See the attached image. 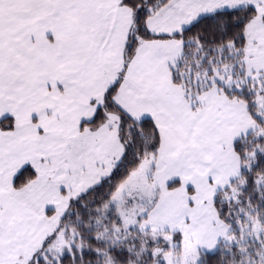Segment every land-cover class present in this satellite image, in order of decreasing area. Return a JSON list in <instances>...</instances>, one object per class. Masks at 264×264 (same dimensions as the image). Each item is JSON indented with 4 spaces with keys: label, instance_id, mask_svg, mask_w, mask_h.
Returning <instances> with one entry per match:
<instances>
[{
    "label": "crops",
    "instance_id": "0c3cea01",
    "mask_svg": "<svg viewBox=\"0 0 264 264\" xmlns=\"http://www.w3.org/2000/svg\"><path fill=\"white\" fill-rule=\"evenodd\" d=\"M121 2L0 0V122L12 119L6 124L9 130L0 124V237H6L0 250L10 252L9 263L17 261L10 237L23 223L20 211L35 215L26 195L41 198L38 186L44 178L52 182L58 169L64 183L57 178V194L48 200L53 206L36 216L52 221L61 213L58 222L45 224L38 233L43 242L70 201L108 175L86 131L100 127L85 123L121 77L106 67L114 16L120 11L134 19ZM247 7L264 14V0H171L146 22L157 38L140 41L114 97L130 117L151 119L161 138L151 175L150 196L155 199L141 216L146 231L179 233L199 242H205L204 236H219L218 231L230 233L218 217L215 197L241 176L234 144L258 125L248 105L220 87L195 94L174 81L184 44L172 36L204 16ZM214 124L220 130L210 131ZM28 166L37 172L36 181L15 189V177ZM176 182L177 187H169Z\"/></svg>",
    "mask_w": 264,
    "mask_h": 264
},
{
    "label": "trees",
    "instance_id": "16d2710c",
    "mask_svg": "<svg viewBox=\"0 0 264 264\" xmlns=\"http://www.w3.org/2000/svg\"><path fill=\"white\" fill-rule=\"evenodd\" d=\"M171 0H122L121 4L133 11L135 30L127 46L129 58H133L141 40L157 37L146 27L150 16ZM258 15L253 7L235 10H221L204 16L181 33L172 36L184 44L183 56L173 71L176 83L184 84L195 94L202 93L214 85L195 84L203 74L212 75L213 69L244 59L247 46L245 30L248 22ZM163 39L169 37H160ZM234 51L232 52L230 51ZM236 50H238L237 56ZM223 54V56H222ZM120 77L103 97L94 118L85 123L93 129L101 127L111 113L119 116V135L124 146L122 161L106 177L70 201L69 208L57 228L43 243L38 264H161L153 253L157 247L167 244L166 235L154 234L142 228L144 217L137 225L126 227L119 216V208L112 203V197L119 185L146 156H156L161 146L157 126L151 119H135L125 114L114 103V97L122 83ZM244 88L242 92L218 85L229 97L243 100L249 108L258 129H264L263 116L257 113L255 97L258 89ZM262 92V91H259ZM10 118L0 124L6 125ZM242 161L241 176L215 197V208L219 219L229 228L232 240L219 243L214 252L199 251L198 264H263L264 259V134L253 132L234 144ZM254 152V159L250 153ZM37 179V172L25 167L15 177L14 188L29 186ZM178 182L169 187L175 188ZM257 221L259 233L253 234L252 223ZM179 237V233H172ZM66 242L64 252H49L56 239ZM54 249V248H53ZM48 259V260H47Z\"/></svg>",
    "mask_w": 264,
    "mask_h": 264
},
{
    "label": "rangeland",
    "instance_id": "374dc122",
    "mask_svg": "<svg viewBox=\"0 0 264 264\" xmlns=\"http://www.w3.org/2000/svg\"><path fill=\"white\" fill-rule=\"evenodd\" d=\"M128 13L133 12L129 8H125ZM258 10V9H257ZM131 11V12H130ZM135 30V19L133 21L124 12H118L114 16V29L112 35L109 37L111 39L110 44L107 45V65L106 67L109 70L117 73L122 78L125 77L127 67L132 61V58H129L127 52L128 46V35L130 32L133 33ZM131 33V35H132ZM245 35L247 37V46L244 48V59L239 63L233 62L226 64L223 67H215L213 69V74H203L195 84L201 83L202 86L222 85L232 90H237L242 92L244 88H248V84L254 87V84H257L258 89H255L257 93L255 97V105L258 107L257 113L260 116H263L264 111V14H258L255 18L251 19L245 30ZM232 54L234 51H230ZM238 50H236L237 56ZM223 56V54H222ZM100 67V65H99ZM21 78H25V75H22ZM262 91V92H259ZM101 106V105H100ZM202 107L200 108V111ZM208 110V108H204ZM211 110V108L209 109ZM82 111V110H81ZM119 116L115 113L109 114L106 124L101 126L97 132H92L90 129H86L89 133V139L92 141L95 147L96 154L99 155L105 166L101 165L100 168L106 170L108 174L118 165L124 157V146L121 143L119 135ZM210 131L220 130V126L209 125ZM95 131V130H94ZM264 134V129H257V135L260 137ZM254 152L250 153V157L254 159ZM56 156V155H55ZM154 159L155 156L150 155L142 159L139 164L129 173L128 177L119 185L112 197V203L119 206L120 204H128L131 206L124 205L119 208V216L123 221L126 227L137 225L139 218L146 214L149 206L155 199V196L151 195V175L154 168ZM57 169V168H56ZM54 174L56 178H52V182H49L44 178L43 182H40L38 189L41 193V198L35 193L26 195V198L29 199L31 207H34L35 215L28 213H23V223L21 227L15 232L14 236H11L12 239V251L17 252V261L16 263H9L10 252L4 251L1 247L0 250V264H38V256L40 248L42 247V242L39 241L41 236L38 235L41 229L45 227V224L52 225V223L58 222L57 220L61 218V213L57 211L54 215L52 221L48 218H36V216H41L43 210H47L50 205L49 199L54 197L57 190L55 186H58L59 181L57 178L62 179V174ZM58 174V175H57ZM70 172H66V178L71 180ZM67 180V179H66ZM264 182L263 177L258 178V183L261 184ZM32 198V199H31ZM38 203L35 205L34 203ZM22 218V217H21ZM253 234L259 233L258 222L255 221L252 223L251 227ZM218 235L213 236H204L205 242L198 238L190 236H179L175 237L172 235H166L164 238L167 240V244L164 246L157 247L154 250L153 257L160 262L161 264H198L199 262V251L202 252H213L219 247V242L222 239L220 231ZM48 237V236H47ZM45 237V238H47ZM9 238V237H8ZM221 238V239H220ZM6 237L1 236V242H5ZM232 240V237L225 235L223 237V242L227 243ZM46 239L44 240V242ZM43 242V243H44ZM200 243V247L198 243ZM37 244V245H36ZM66 247V242L62 239H56L52 244L49 251L46 253V258L49 255V252H56L60 254L64 252ZM204 247V250L201 249ZM54 248V249H53ZM11 251V253H12ZM48 260V259H47ZM264 261V259H263ZM264 264V262H263Z\"/></svg>",
    "mask_w": 264,
    "mask_h": 264
}]
</instances>
